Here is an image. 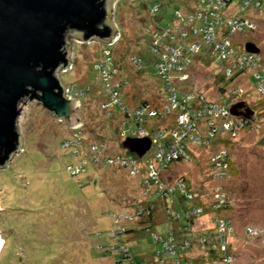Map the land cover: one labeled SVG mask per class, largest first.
Here are the masks:
<instances>
[{
  "label": "rangeland",
  "instance_id": "1",
  "mask_svg": "<svg viewBox=\"0 0 264 264\" xmlns=\"http://www.w3.org/2000/svg\"><path fill=\"white\" fill-rule=\"evenodd\" d=\"M152 1H113L111 17L120 37L112 47L105 41L83 42L79 36L70 40L69 69L59 71L58 77L65 85L76 89L90 88V93L80 98V123L68 129L35 101L24 99L20 103L21 147L0 169V238L3 241L0 264H114L116 256L101 246L118 242L126 245L135 264H159L152 255L157 249L152 236L155 233L163 235L167 228L161 199L152 195L147 199L156 204L157 209L151 228L140 230L136 224L128 223L136 229L133 237L129 239L123 232L115 241L113 230L120 229L126 222L115 223L108 212H132L137 202L144 203L146 198L140 195L141 180L129 177L123 169L91 164L85 174L72 178L65 167L78 160L64 143L74 132H81V158L86 157L83 151L91 142L105 141L102 144L109 153L121 154L124 150L123 140L116 138L126 129L120 122L121 115L113 110L108 116L102 111L100 102H109V96L94 80L96 66L105 64L106 50L111 60H118L121 65L120 69L115 66L116 79L128 82L122 86L121 96L129 110L133 111L142 102L161 104L166 99L163 83L155 70L156 58L145 37L151 27ZM189 5L194 6L184 3L182 9L189 12L193 8ZM221 14L253 24L250 30L235 36V43L242 51H246L247 43L253 44L258 52H246L259 55L264 68V6L260 9L248 7L245 12H239L238 6L233 4ZM158 16L161 26L172 25L171 9L161 6ZM131 54L141 58L139 69L133 68L131 59L135 55ZM216 64L210 60L203 66L195 59L191 68L192 88L202 91L207 99L216 95L215 84H225L220 82ZM98 72L99 79L103 75ZM244 73L235 83L229 84V88L239 89V95L234 99L246 102L245 107L253 112L250 120L243 118L241 131L238 134L235 131L234 136H217L209 147H189L193 162L174 163L163 176L171 177L168 182L174 185L183 177L187 188L195 195L193 201H185L180 207L196 206L199 200L206 203V214L193 222L191 246L180 251L181 256L195 260L196 264H225L216 252L211 251V244L206 248L202 245L203 241L208 243L209 237L219 234L215 216L228 218L225 253L232 258L230 264H264V94L255 90L256 79L247 75L253 72ZM164 121L151 120L152 128H161ZM185 144L188 146V142ZM217 151H227L230 164L226 161L225 178L212 180L210 175L214 169L210 156ZM144 159L153 162L154 151L149 150ZM216 192L227 197L225 211L210 210ZM160 217L163 225L158 226L154 218ZM179 227H176L177 231ZM220 234L224 236V232ZM203 237L206 239L199 240ZM163 264H172V260H164Z\"/></svg>",
  "mask_w": 264,
  "mask_h": 264
},
{
  "label": "built area",
  "instance_id": "2",
  "mask_svg": "<svg viewBox=\"0 0 264 264\" xmlns=\"http://www.w3.org/2000/svg\"><path fill=\"white\" fill-rule=\"evenodd\" d=\"M234 1L192 0L194 12L192 9L189 12H183L184 15L180 10L175 12L171 26H161L158 21L153 20V17L159 13L160 7L158 4L151 6L152 23L150 22L151 27L145 34L151 40V54L156 58L155 70L166 93V99L160 106L142 102L133 111L129 110L121 96V88L123 85H128V82L126 79H116L115 65L109 51L106 50L104 53V56L107 57L105 64L100 63V69L99 66H96L95 73L99 75L98 71H101L103 76L98 79L96 74L94 80L100 85L103 93L109 96V102H100L101 109L107 112L108 116L113 110L119 113L121 115L120 122L126 127L125 130L117 134L116 138L123 142L126 139H148L150 142L148 151H154L153 162L144 159L148 151L141 157L130 153L127 149H124L121 154L109 153L104 148L105 145L102 144L105 141L89 143L83 151L84 154L86 153V157L81 158L82 152L79 151L81 143L83 145L81 132H74L73 137L64 140L67 148L70 149V154L72 153L74 159L78 160L76 164L65 167L70 177L78 178L85 174L87 167L91 164L100 168L123 169L129 177L141 180L140 195L144 199L146 198L145 202H137L131 214L108 212L115 223H133L147 219L152 212L157 210L156 204L147 202V199L151 195L161 199V202L164 203L163 211L168 228L165 234L155 233L152 236V240L157 246L156 257H161L160 264L164 263L162 257L171 259L172 264H196L195 260L190 259L189 261L181 256L180 251L191 246L193 222L206 214L204 206L206 203L202 201L190 208L185 206L177 208L176 200L193 201L195 195L188 191L183 177L178 178L179 180L174 185L173 182H168L171 177L163 178L164 173L174 163L193 162L189 147H209L211 141L218 135L234 136L241 131L239 129L243 127L242 123L244 122L240 117L231 113L232 106L241 101L240 98L234 99L239 89L229 88V86L224 91L216 89L213 99H207L202 91L192 88L194 84L190 81V73L193 59L199 56L204 48L211 46L212 62L217 63L219 75L224 80L232 84L242 73L247 74L248 71H251L253 73L247 75L254 76L259 80L254 84L255 90L262 91L264 94V77L261 79L258 75L260 70L264 72L261 57L240 50L235 43V36L250 30L253 24L236 17L224 20L221 14V11L228 9ZM238 3L239 12H244L248 7L260 9L264 6V0H238ZM119 37L120 33H117L115 41L109 42L108 46L112 47L116 44ZM208 49L210 50V48ZM131 63L134 68H138L141 65V59L134 56ZM62 84L65 88V98L76 101L79 114L80 98L90 93V88L85 86L76 89L63 82ZM165 118L168 120L164 121ZM151 120L164 122H162L161 128L153 129ZM58 123L64 124L68 129L72 128L66 125L64 119H58ZM72 140H75L74 144L71 143ZM185 142H188V146ZM226 154L227 151H217L210 156V162L214 169V173L210 175L212 180L225 178ZM215 196V202L211 205L210 210L225 211L228 206L227 197L222 192H216ZM213 218L219 229V234L209 237L211 239H208V243L203 241L202 245L206 248L207 244H211L215 249H211V251L216 252L223 263L230 264L232 258L225 253V246H227L225 236L226 230L229 228L228 218L220 216ZM178 223H182L178 230L183 233L181 238L178 237V231L174 228V225ZM113 231L115 241L124 232L121 229ZM223 232L224 236L220 234ZM201 239H206V237L199 240ZM203 246L201 248H204ZM101 248L107 249L116 257H122L116 259L114 264H122L121 261L123 264H134L131 261L130 251L122 242L101 246Z\"/></svg>",
  "mask_w": 264,
  "mask_h": 264
},
{
  "label": "water",
  "instance_id": "3",
  "mask_svg": "<svg viewBox=\"0 0 264 264\" xmlns=\"http://www.w3.org/2000/svg\"><path fill=\"white\" fill-rule=\"evenodd\" d=\"M113 1L0 0V169L20 150L18 117L24 99L64 119L69 127L80 123L77 103L65 98L58 72L69 69L70 40L76 36L88 43L115 41ZM245 48L258 52L250 43ZM245 108L243 102L236 103L231 113L248 120L253 112ZM122 145L141 157L150 142L126 139Z\"/></svg>",
  "mask_w": 264,
  "mask_h": 264
},
{
  "label": "trees",
  "instance_id": "4",
  "mask_svg": "<svg viewBox=\"0 0 264 264\" xmlns=\"http://www.w3.org/2000/svg\"><path fill=\"white\" fill-rule=\"evenodd\" d=\"M151 1V0H150ZM192 3V0H154V1H152L151 3H150V5L152 6L153 4H158L159 5V7H160V9H161V6H164L167 10L168 9H171L172 10V18H173V14L175 13V12H179V10L180 9H182V4H184V3H186V4H190V3ZM233 4H235L236 6H239V3H238V0H235L233 3H232V5ZM192 5H189V7H191ZM193 7V6H192ZM248 9V8H247ZM246 9V10H247ZM183 10V9H182ZM224 10V9H223ZM225 10H227V9H225ZM185 10H183V12H184ZM222 12V11H221ZM245 12V11H244ZM159 14V13H158ZM158 14L157 15H155V17H153V20H156V21H158L160 24H161V21H160V19L161 18H159V16H158ZM222 17H223V19L224 20H226L227 18L229 19L230 18V16H228V17H224L223 15H222ZM149 21L152 23V17H149ZM172 22H173V20H172ZM244 33V32H243ZM145 37L149 40V47H150V42H151V40H150V38L147 36V35H145ZM208 48H210V50L208 49ZM150 52H151V49H150ZM209 52V53H208ZM132 56L133 55H135V54H131ZM211 55H212V53H211V46H209V47H206V48H204L202 51H201V54L199 55V56H197L196 58H194L193 59V65H194V60L195 59H199L200 60V64H204V63H207V62H209L210 60H212V58H211ZM135 56H137V55H135ZM138 57V56H137ZM139 58V57H138ZM139 59H141V58H139ZM142 61V60H141ZM115 62V66L118 68V69H120V64H119V61L118 60H115L114 61ZM141 67V66H140ZM140 67H138L137 69H139ZM134 68V67H133ZM135 69V68H134ZM259 76H260V78L262 79L263 77H264V72L262 71V70H260L259 71V74H258ZM218 77H219V79H220V82L222 83V82H225V84H224V86H218L217 84H215L216 86V89H219L220 91H224L225 90V88L227 87V86H229V81H226V80H224L220 75H219V73H218ZM252 77H254V76H252ZM255 78V77H254ZM256 79V78H255ZM161 81V80H160ZM259 80L258 79H256V81H255V83H257ZM228 83V84H227ZM227 85V86H226ZM164 88V87H163ZM240 102H243L244 104H245V106H247L246 105V102H244V101H240ZM148 103V102H147ZM239 103V102H238ZM150 104V103H149ZM150 105H153V106H160L161 104H158V103H154V104H150ZM235 105V104H234ZM241 119H243L242 117H240ZM223 135H225L226 137H228L226 134H223ZM218 136H220V135H218ZM227 140H228V138H227ZM227 140H223V141H227ZM222 141V142H223ZM225 144H228V142H225ZM226 161H227V163H229L230 164V160L228 159V153L226 154ZM232 167L229 165V169H231ZM233 174H236V173H233ZM188 189V188H187ZM189 190V189H188ZM190 191V190H189ZM191 192V191H190ZM192 193V192H191ZM199 203H202L200 200H199ZM155 216V212L153 213L152 212V214L151 215H149L148 217H147V219H145V220H142V221H138L137 222V225H135V226H137L138 227V229H140V230H148L149 228H151L152 227V220H153V217ZM166 221V220H165ZM181 224V223H180ZM139 225V226H138ZM166 227L168 228V223H167V221H166ZM181 227V226H180ZM167 228H166V231H167ZM130 230H132V229H128L127 231L129 232ZM134 230H136L135 228H134ZM175 230H176V227H175ZM166 231H165V233H166ZM164 233V234H165ZM177 234H178V237H182L183 236V233L182 232H180V231H178L177 232ZM160 235H162V234H160ZM153 244L155 245V243L153 242ZM131 254V253H130ZM152 255H153V257L155 258V259H158L159 261H160V259H161V257L159 258V257H156V251L155 252H153L152 253ZM131 257V261L134 263V261H133V259H132V255L130 256ZM122 257H116V259H121ZM162 259L163 260H168V258H165V257H162ZM121 263L123 264V261H121ZM135 264V263H134ZM159 264H160V262H159Z\"/></svg>",
  "mask_w": 264,
  "mask_h": 264
},
{
  "label": "crops",
  "instance_id": "5",
  "mask_svg": "<svg viewBox=\"0 0 264 264\" xmlns=\"http://www.w3.org/2000/svg\"><path fill=\"white\" fill-rule=\"evenodd\" d=\"M132 178V177H131ZM182 202L183 201H178V202H176L175 201V204H176V207L177 208H180V205L182 204ZM133 211V210H132ZM114 212V211H113ZM117 212H120V213H126V214H131L132 212H126L125 210H120V211H117ZM164 216V215H163ZM164 219H165V217H164ZM154 221H155V224H158V226H160V225H163V222H161L162 221V218L160 217V219L159 218H157L156 220H155V218H154ZM130 224L131 225H134V224H136L137 225V222H133V223H131L130 222ZM182 224V223H181ZM181 224L180 223H178V224H175L174 225V228L175 227H179V226H181ZM131 225H128V223H126V224H124V225H122V227L120 228V229H124V232L126 233V235L129 237V239H130V237H133V233H134V227H132ZM128 226V227H127ZM139 226V225H138ZM125 227V228H124ZM128 229H132V230H130L129 232L127 231Z\"/></svg>",
  "mask_w": 264,
  "mask_h": 264
},
{
  "label": "bare ground",
  "instance_id": "6",
  "mask_svg": "<svg viewBox=\"0 0 264 264\" xmlns=\"http://www.w3.org/2000/svg\"><path fill=\"white\" fill-rule=\"evenodd\" d=\"M0 240L2 241V239L0 238ZM2 244H3V241H2ZM2 244H1V246H0V249H1V247H2Z\"/></svg>",
  "mask_w": 264,
  "mask_h": 264
}]
</instances>
